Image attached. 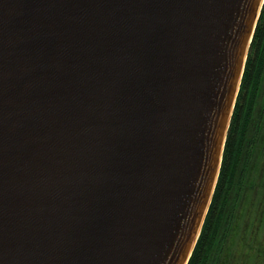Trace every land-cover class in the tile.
<instances>
[{
    "label": "water",
    "instance_id": "95a60500",
    "mask_svg": "<svg viewBox=\"0 0 264 264\" xmlns=\"http://www.w3.org/2000/svg\"><path fill=\"white\" fill-rule=\"evenodd\" d=\"M264 0H0V264H187Z\"/></svg>",
    "mask_w": 264,
    "mask_h": 264
},
{
    "label": "trees",
    "instance_id": "16d2710c",
    "mask_svg": "<svg viewBox=\"0 0 264 264\" xmlns=\"http://www.w3.org/2000/svg\"><path fill=\"white\" fill-rule=\"evenodd\" d=\"M239 203L245 210L239 213L242 231L247 227L244 214L256 204L258 250L252 256L241 242L245 252L233 258L231 247L239 239L235 216ZM211 257L212 264H264V4L248 49L212 200L187 264H210Z\"/></svg>",
    "mask_w": 264,
    "mask_h": 264
},
{
    "label": "rangeland",
    "instance_id": "374dc122",
    "mask_svg": "<svg viewBox=\"0 0 264 264\" xmlns=\"http://www.w3.org/2000/svg\"><path fill=\"white\" fill-rule=\"evenodd\" d=\"M255 168V167H254ZM254 171V170H253ZM250 178H251V175H249V177H248V180H247V183L249 182V180H250ZM211 200H212V198H211ZM241 203V202H240ZM240 203H239V205H238V207H237V209L235 210V216H237L238 217V219H237V221H236V227H237V229H238V233H237V235H238V237H239V239H237V242L236 243H234L233 245H232V247H231V252H233V258L235 257V256H238L239 258L240 257H242L241 255H243L244 254V252H245V249L244 248H242V245H241V242L243 243V245H245V246H248L249 247V252H251V255L253 256V255H256V253H257V250H258V245H257V242H256V237H257V234H258V232H259V219H258V217H257V207H256V204L254 203L253 205H250L249 207H248V210L246 211V214H244V215H246V222H247V227H245V229H244V231H242L241 230V227H242V225H241V216H243V214H240L239 215V213H240V211L242 212V213H245L244 211V209L243 208H240L241 207V205H240ZM210 206V205H209ZM208 209H209V207H208ZM244 210V211H243ZM207 212H208V210H207ZM261 214H263V213H261ZM234 221H235V219H234ZM234 221H233V223H234ZM232 223V224H233ZM202 228V227H201ZM232 228V227H231ZM201 231V230H200ZM231 235H232V233H231ZM236 235V236H237ZM199 237V236H198ZM231 238V237H230ZM251 238H252V243L250 244L249 242H251ZM231 242V241H230ZM192 254V253H191ZM191 257V256H190ZM237 257V258H238ZM190 259V258H189ZM213 260V261H212ZM214 260L215 259H213L212 257H211V259H210V261H212V262H210V264H212L213 262H214ZM189 261V260H188ZM218 262L216 261V264H217Z\"/></svg>",
    "mask_w": 264,
    "mask_h": 264
}]
</instances>
